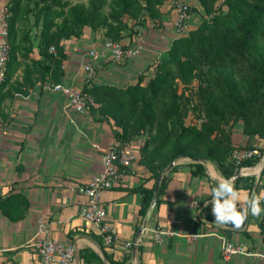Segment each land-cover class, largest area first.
I'll return each mask as SVG.
<instances>
[{"label":"crops","instance_id":"1","mask_svg":"<svg viewBox=\"0 0 264 264\" xmlns=\"http://www.w3.org/2000/svg\"><path fill=\"white\" fill-rule=\"evenodd\" d=\"M184 1L190 6L197 5L196 0ZM7 2L0 0V6ZM160 12L159 22L146 23L132 39L122 40L131 47L141 46L133 59L111 60L101 46V32L89 28L79 38L61 41L65 60L59 74L45 71L35 42L27 58H18L16 70L0 90V204L7 197L17 195L20 198L8 202L6 209L11 215L23 214L11 219L0 208V264H41L32 246L39 220L49 238L75 247L76 255L70 264H88L80 258L83 251L98 256L101 264H109L103 250L112 256L114 264H264L261 216L249 215L239 230L231 225L222 227L214 223L210 204L212 189L220 179L232 178L235 184L238 178L241 204L251 193H256L261 196L263 207L261 161L244 167L242 175L229 170L225 177L209 161L176 158L163 176L167 180L166 188L157 196L159 202L144 216L138 214L141 195L137 188L150 189L155 181L136 161L120 184L103 194L105 223L117 236L114 250L108 251L97 229L83 227L79 215L83 199L73 191V185L100 172V154L114 139L113 126L91 111L72 113L67 98L47 87L61 83L83 88L82 67L89 61L86 53L90 49L98 54L92 61L94 77L90 87L125 88L136 83L140 75L147 80L155 63L167 57L171 42L177 38L171 2L166 1ZM197 21L196 15H189L187 31ZM239 130L232 136L235 145L263 147L264 142L251 141ZM139 144V140L132 143L136 151ZM196 162L203 165V174L191 177V165ZM246 176L254 178L250 188L242 187L250 183L244 181ZM155 229L165 232L161 242L154 238ZM219 237L253 255H234L223 260ZM128 241L135 245L124 249L123 244Z\"/></svg>","mask_w":264,"mask_h":264},{"label":"trees","instance_id":"2","mask_svg":"<svg viewBox=\"0 0 264 264\" xmlns=\"http://www.w3.org/2000/svg\"><path fill=\"white\" fill-rule=\"evenodd\" d=\"M166 1L173 7L176 1L184 0H86L76 4L71 0H8L9 56L1 88L16 70L18 58H27L31 51L32 41L18 36L22 5L33 3L29 11L35 10L34 23L40 25L37 44L45 71L59 74L65 60L62 40L79 38L89 28L100 31L103 40L128 46L122 40L132 39L146 23L159 22L160 8ZM196 3L189 4L187 12L198 15L196 26L171 42L167 57L155 63L147 80L140 75L136 83L125 88L89 84L81 88L95 102L91 113L111 122L116 140L128 144L141 141L136 161L153 181L179 157L209 161L225 177L229 170L256 164L259 159L254 158L233 165L235 151L254 148L233 143L238 128L251 141L264 142V0ZM192 90L198 97L194 104L188 94ZM258 149L264 150V145ZM203 170L202 164L193 163L190 176H201ZM253 179L246 176L244 181L250 183L242 187L250 188ZM166 181L165 177L161 180L158 196L166 188ZM238 181L235 179L236 188ZM153 188H137L141 216L148 211ZM18 198L11 195L0 204L2 213L11 219L23 214L11 215L6 209L8 202ZM103 254L109 264L115 263L106 250ZM80 258L88 264L102 262L87 251L80 253Z\"/></svg>","mask_w":264,"mask_h":264},{"label":"built area","instance_id":"3","mask_svg":"<svg viewBox=\"0 0 264 264\" xmlns=\"http://www.w3.org/2000/svg\"><path fill=\"white\" fill-rule=\"evenodd\" d=\"M188 9L189 3L186 1H176L173 5V27L177 37L183 36L187 31ZM7 16L8 7L3 4L0 6V88L5 80L6 62L9 56ZM101 46L108 57L116 62L124 59H133L141 50L140 45L135 47L124 46L121 43L110 40H102ZM49 50L51 52L54 51L53 47H50ZM86 54L89 61L82 67V79L84 84H89L94 77L92 61L97 59L98 54L95 49H90ZM47 89L65 96L67 98V107L74 114L89 113L91 108L95 106V102L90 95L81 89L67 87L61 83L49 86ZM94 148L97 149L98 147L94 146ZM136 152L132 144L121 143L115 138L112 139L100 154V172L83 182H77L73 185V191L83 199L79 208L83 227L86 229H97L103 244L108 248L109 252L114 250L117 236L114 229L105 223L106 210L103 206V194L105 191L120 184L127 170L136 162ZM263 154L264 150L256 147L235 151L232 155L233 165L236 167L242 161L254 158L261 161ZM244 170V167H238L237 175L244 174ZM164 233L157 229L153 230V235L157 242L162 241ZM219 242L220 256L223 260H229L234 255H253L245 252L240 245L223 237H219ZM132 245H135V242L128 241L123 244V248L130 249ZM32 246L38 252L41 264H70L76 255V249L71 243L49 238L44 224L40 220L37 222L35 240ZM262 258L264 259V256Z\"/></svg>","mask_w":264,"mask_h":264},{"label":"clouds","instance_id":"4","mask_svg":"<svg viewBox=\"0 0 264 264\" xmlns=\"http://www.w3.org/2000/svg\"><path fill=\"white\" fill-rule=\"evenodd\" d=\"M211 212L214 223L218 226L231 225L242 229L249 215L260 217L264 214L261 206V196L251 193L244 204H241L240 191L236 188L232 178L220 179L217 186L212 189ZM209 204H205L208 207Z\"/></svg>","mask_w":264,"mask_h":264},{"label":"rangeland","instance_id":"5","mask_svg":"<svg viewBox=\"0 0 264 264\" xmlns=\"http://www.w3.org/2000/svg\"><path fill=\"white\" fill-rule=\"evenodd\" d=\"M86 0H71L72 4H76V3H85ZM32 2L29 3V7H27L26 5H22V7L20 8L19 11V15H18V36L19 37H27L30 39V42H35L37 43V35L39 32V27L40 25H35L34 23V11H29L30 8H32ZM29 8V9H28ZM107 11V9H105V12ZM196 17H198V15H196ZM195 87V84L192 85V88ZM179 92H181L180 88H179ZM191 99H192V103L194 104L197 101V93L194 92V90H192L190 93ZM192 94V95H191Z\"/></svg>","mask_w":264,"mask_h":264},{"label":"water","instance_id":"6","mask_svg":"<svg viewBox=\"0 0 264 264\" xmlns=\"http://www.w3.org/2000/svg\"><path fill=\"white\" fill-rule=\"evenodd\" d=\"M175 161V160H174ZM174 161H172L166 168H164L161 173L159 174V176L156 178V181H155V185H154V188H153V194H152V197H151V201H150V204H149V207H148V210H152L153 207L155 206V203H156V200H157V196H158V190H159V185H160V182L163 178V176L171 169V167L174 165ZM264 168V154H263V157L261 159V172Z\"/></svg>","mask_w":264,"mask_h":264}]
</instances>
